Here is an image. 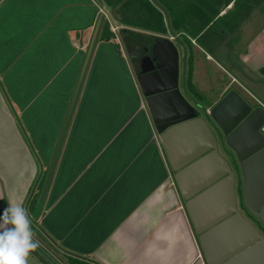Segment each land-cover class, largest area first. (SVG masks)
<instances>
[{"label": "crops", "instance_id": "crops-1", "mask_svg": "<svg viewBox=\"0 0 264 264\" xmlns=\"http://www.w3.org/2000/svg\"><path fill=\"white\" fill-rule=\"evenodd\" d=\"M101 9L0 0V202L28 210L60 264H206L123 43L99 38Z\"/></svg>", "mask_w": 264, "mask_h": 264}, {"label": "water", "instance_id": "water-1", "mask_svg": "<svg viewBox=\"0 0 264 264\" xmlns=\"http://www.w3.org/2000/svg\"><path fill=\"white\" fill-rule=\"evenodd\" d=\"M149 59L160 68L158 72L145 73V69L134 64L131 69L154 129L159 133L205 263L264 264V133L260 130L264 125V108L251 109L235 90H230L209 111H204L205 117H192V107L176 83L175 47L170 42L155 44ZM152 85L157 87L152 89ZM208 120L218 130H212ZM215 134L222 146L233 152L237 163L233 164V170L219 152ZM57 150L58 145L40 198ZM240 183L252 219L246 209L237 205ZM35 251L49 264H60L40 245Z\"/></svg>", "mask_w": 264, "mask_h": 264}, {"label": "trees", "instance_id": "trees-1", "mask_svg": "<svg viewBox=\"0 0 264 264\" xmlns=\"http://www.w3.org/2000/svg\"><path fill=\"white\" fill-rule=\"evenodd\" d=\"M106 9H113L118 25L120 40L126 43L136 39L154 37L160 38L170 30H179L195 38L198 46L211 53V47H216L219 40L232 34L239 25L246 20L251 11L261 8L264 0H99ZM99 38L110 40L115 38L109 23L103 21L100 26ZM189 89L194 86L190 82L189 73L191 65L188 60ZM43 177L39 182L40 190ZM37 196V195H36ZM32 202L31 208L35 204ZM6 207L0 202V212ZM43 263L49 264L35 250L31 252ZM70 264H89L82 260L67 258Z\"/></svg>", "mask_w": 264, "mask_h": 264}, {"label": "rangeland", "instance_id": "rangeland-1", "mask_svg": "<svg viewBox=\"0 0 264 264\" xmlns=\"http://www.w3.org/2000/svg\"><path fill=\"white\" fill-rule=\"evenodd\" d=\"M103 13L107 19L103 20L111 23L112 31L120 38L118 30L123 26L116 22L113 9H110V13ZM164 35L182 39L186 43L191 65L189 79L201 92L207 110L229 90H235L250 102L256 101L254 97L260 101L264 98V85L255 82L253 73L258 55H250L254 41L264 46V5L253 9L235 32L220 39L216 47H211V53L198 46L195 38L179 30L171 31L168 25ZM28 264L36 263L29 257Z\"/></svg>", "mask_w": 264, "mask_h": 264}, {"label": "flooded vegetation", "instance_id": "flooded-vegetation-1", "mask_svg": "<svg viewBox=\"0 0 264 264\" xmlns=\"http://www.w3.org/2000/svg\"><path fill=\"white\" fill-rule=\"evenodd\" d=\"M156 36L148 37V38H140L136 39L133 43L130 42V40L127 38L126 43H123L124 52L128 58V61L131 65H135L139 69H145V73H155L158 72L160 68H157L154 64V60H150V51L154 47L155 44H165L167 42L172 43V45L175 47L177 53H178V78H177V86L179 88V91L185 98V100L191 105L192 110L190 114L192 117L194 116H202L205 117L204 111H209L221 98L222 96L213 104L211 105V108L207 110V107L205 105V101L202 100L201 92L197 90V88L189 89L187 84L188 79V51H187V45L183 42L182 39L178 38H172V36H165L162 35L160 38H155ZM166 59H162L164 61ZM164 86V84H161ZM157 86L152 85L151 88L154 89ZM230 91V90H229ZM228 92V91H227ZM226 92V93H227ZM238 93V92H237ZM239 94V93H238ZM240 95V94H239ZM240 97L251 107V109L262 107L264 108V105H262L260 102H250L249 100L245 99L243 96L240 95ZM210 124V128L218 130L215 123L213 121L208 120ZM262 133H264V125H262L261 129ZM215 133V131H214ZM217 146L219 152L222 154V156L229 162L232 170H233V164L237 165L234 154L231 150H229L226 146H222L220 139L217 134ZM238 181L235 177V188L237 189ZM240 195L236 192V199H237V205L240 209H246V206L244 204V196L242 193V183H240ZM247 215L250 219L253 218L252 214L247 210Z\"/></svg>", "mask_w": 264, "mask_h": 264}, {"label": "clouds", "instance_id": "clouds-1", "mask_svg": "<svg viewBox=\"0 0 264 264\" xmlns=\"http://www.w3.org/2000/svg\"><path fill=\"white\" fill-rule=\"evenodd\" d=\"M38 246L28 210L9 200L0 212V264H28L30 253Z\"/></svg>", "mask_w": 264, "mask_h": 264}]
</instances>
